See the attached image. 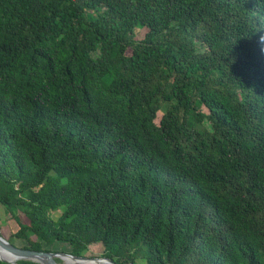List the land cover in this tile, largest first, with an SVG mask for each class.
Listing matches in <instances>:
<instances>
[{
    "label": "trees",
    "instance_id": "trees-1",
    "mask_svg": "<svg viewBox=\"0 0 264 264\" xmlns=\"http://www.w3.org/2000/svg\"><path fill=\"white\" fill-rule=\"evenodd\" d=\"M0 235L264 264V0H0Z\"/></svg>",
    "mask_w": 264,
    "mask_h": 264
},
{
    "label": "water",
    "instance_id": "water-1",
    "mask_svg": "<svg viewBox=\"0 0 264 264\" xmlns=\"http://www.w3.org/2000/svg\"><path fill=\"white\" fill-rule=\"evenodd\" d=\"M0 246L3 247L5 250L10 252L14 256V260L8 261V262L0 258V261L5 262V263H10V264L15 263L17 260H31L39 264H56V261L54 260V258L59 257V255H69L77 260H93V259L101 260L103 259L109 263L117 264L108 257L90 258V257H86L83 255L76 256V255L65 253V252H53V251H42V250L21 248V247L11 244L1 235H0ZM76 264H81V263H76Z\"/></svg>",
    "mask_w": 264,
    "mask_h": 264
},
{
    "label": "rangeland",
    "instance_id": "rangeland-1",
    "mask_svg": "<svg viewBox=\"0 0 264 264\" xmlns=\"http://www.w3.org/2000/svg\"><path fill=\"white\" fill-rule=\"evenodd\" d=\"M161 112L158 111L156 114L155 122H157L158 118L160 117ZM53 215L57 214V211H53ZM3 224L1 226V232L4 237L9 236L10 232L13 231L16 228L15 222L13 219L8 218L6 215L3 216ZM3 237V238H4ZM15 242H17L15 240ZM56 248L60 252H65L67 253L69 251V246L65 243H57ZM101 251H102V246L100 243H93L90 244L87 249L83 251V256L94 258V257H101ZM58 261L56 263H63L65 259H60L57 257ZM133 264H144V260L142 259H136Z\"/></svg>",
    "mask_w": 264,
    "mask_h": 264
},
{
    "label": "bare ground",
    "instance_id": "bare-ground-1",
    "mask_svg": "<svg viewBox=\"0 0 264 264\" xmlns=\"http://www.w3.org/2000/svg\"><path fill=\"white\" fill-rule=\"evenodd\" d=\"M60 259H65L63 263H56V264H76V263H81V264H112L107 262L106 260H77L74 259L73 257L69 255H59ZM0 258L3 259L4 261H12L14 260V256L5 250L3 247L0 246Z\"/></svg>",
    "mask_w": 264,
    "mask_h": 264
}]
</instances>
